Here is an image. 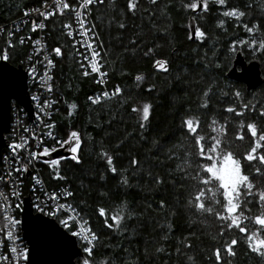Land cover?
<instances>
[{
	"label": "trees",
	"instance_id": "16d2710c",
	"mask_svg": "<svg viewBox=\"0 0 264 264\" xmlns=\"http://www.w3.org/2000/svg\"><path fill=\"white\" fill-rule=\"evenodd\" d=\"M41 1L0 0V25ZM67 1L69 7L48 20L45 34L49 46L60 49L54 72L59 99L55 129L62 146L68 150L74 146L75 140L67 143L72 133L78 134L80 146L76 153L69 150L42 163L49 186H71L70 201L97 235L94 250L78 257V263L264 264V256L252 250L248 239L258 229L257 239L264 238V228L253 219L264 213V206L240 189L239 211L249 217L241 226L247 231L228 228L230 220L218 218L229 216L223 190L202 183L209 177L203 168L211 161L200 156L197 145V136H203L207 149L219 134L214 128L222 125L223 136L227 134L222 143L233 145L244 161L243 172L264 181V164L244 159L252 139L237 132L241 120L264 129V82L248 89L227 75L238 50L247 59H260L264 75V49L259 48L264 41V0L223 4L208 0L207 10L198 11L189 6L196 0H136L135 9L129 8V0L88 6L104 67L111 81L121 85L116 97L100 103L90 101L99 86L82 70L65 31V23L73 18L72 7L81 0ZM234 9L245 15L239 19L224 15ZM191 16L203 38L192 39ZM245 24L257 28L249 33ZM18 35L7 28L0 36V51L9 42L8 60L15 65L22 64L29 50ZM157 61H166L167 71ZM146 104L151 106L149 118L142 121ZM230 108L235 111H227ZM189 119L199 121L195 135L185 126ZM240 135L243 139L237 138ZM260 153L264 148L258 149ZM201 190L211 212L196 206ZM29 193L27 182L23 194ZM117 214L122 219L115 225L111 217ZM232 240L237 241L235 255L226 251Z\"/></svg>",
	"mask_w": 264,
	"mask_h": 264
},
{
	"label": "built area",
	"instance_id": "2783aa9c",
	"mask_svg": "<svg viewBox=\"0 0 264 264\" xmlns=\"http://www.w3.org/2000/svg\"><path fill=\"white\" fill-rule=\"evenodd\" d=\"M103 1L94 0L93 3L87 4L86 0H81L72 7V20L65 23V31L72 40L82 70L85 74L92 75L99 86L97 91L89 96L93 103L112 99L121 92L120 83L112 82L104 67L95 32L87 17L86 8ZM64 4L67 7H63ZM68 7L67 0H43L26 9L18 18L0 25V36L7 28L8 31L12 29L18 32L19 42L29 44V50L23 58L22 65L28 73V89L33 106V115L30 117L25 106L15 99L11 103L10 130L6 133L8 142L3 147L0 157V229H3L0 231V264L27 263L29 249L21 229L23 189L27 182L36 212L56 218L71 233L80 232L82 229H90L91 233H94L87 220L70 201L71 186L69 184L55 187L48 185L41 158L45 148L51 152L62 146V140L55 129L54 118L55 109L59 103L54 84V72L60 53L57 54L55 48L49 46L45 29L48 20L56 11H63ZM8 38L9 36L6 39ZM8 45L9 42L0 51V62L5 54L7 59L9 58ZM94 52L98 55L93 56ZM92 63L96 64L98 71H92ZM117 89L120 90L119 93L113 95ZM97 98L99 102H94ZM16 144L22 147L14 153L12 145ZM33 153L37 154L36 159L32 158ZM17 168L27 170L17 172ZM53 195L57 198L53 199ZM5 216L15 218L19 223L11 228ZM65 220H68L67 225L63 223ZM8 230H12V239L6 236ZM75 236L84 254L88 253L85 250L90 247L87 241L81 236ZM95 236L97 237L96 234ZM96 241L97 239L92 242V251ZM13 248L16 251H12Z\"/></svg>",
	"mask_w": 264,
	"mask_h": 264
},
{
	"label": "water",
	"instance_id": "95a60500",
	"mask_svg": "<svg viewBox=\"0 0 264 264\" xmlns=\"http://www.w3.org/2000/svg\"><path fill=\"white\" fill-rule=\"evenodd\" d=\"M200 9L202 5L195 11ZM189 24L194 39L197 27L193 16L190 17ZM227 75L244 82L248 89L256 88L264 82L261 60L256 57L247 59L242 50L236 52ZM13 99L25 106L32 117L33 106L28 89L27 70L22 64L15 65L8 59H3L0 62V157L8 142L6 133L10 130ZM68 153L65 144L49 154L41 155V158L53 160ZM21 229L29 249L26 264H78V257L84 256L75 235L64 228L56 218L34 210L31 194H26L23 198Z\"/></svg>",
	"mask_w": 264,
	"mask_h": 264
},
{
	"label": "snow or ice",
	"instance_id": "6c2138e0",
	"mask_svg": "<svg viewBox=\"0 0 264 264\" xmlns=\"http://www.w3.org/2000/svg\"><path fill=\"white\" fill-rule=\"evenodd\" d=\"M93 2H94V0H86L87 4H91ZM152 2L155 3V0H152ZM217 2L220 4H223L224 0H217ZM207 4H208V0H197V2L191 3L189 6L193 10H196L198 7H200L202 5V9L207 10ZM63 7H67V5L64 4ZM135 7H136V0H129V8L135 9ZM78 15H79V13H78ZM224 15L239 19L240 17L244 16L245 13L242 11H238V10L234 9L231 11L224 12ZM221 23H223V22H221ZM122 26L123 25H121V27ZM244 27L249 33L254 32L257 28V26H255V25H253L252 27H249L246 24L244 25ZM204 35L205 34L202 31H200L199 29L196 30V36L198 38H203ZM241 43H247V41H242ZM252 47H254V48L257 47L255 40L252 41ZM259 48L264 49V41H261L259 43ZM55 51L57 52V54H59L60 49L57 48V49H55ZM92 55L96 56V55H98V53L94 52ZM3 58L7 59V55L5 54V56ZM166 63H167L166 61H157V66L160 69L167 71ZM91 67H92V71H98L95 63H92ZM137 79L139 80V79H141V77H137ZM119 91L120 90L117 89L116 93H113V95L118 94ZM105 95H107V93H105ZM236 95L238 96L239 93H237ZM94 102H99V98H97V100ZM150 107L151 106L147 105V104L143 106L142 121L148 120ZM244 107L247 108L248 105H245ZM133 111H136V109H133ZM227 111H235V109L230 108V109H227ZM237 114L240 115L242 113H237ZM261 115H264V112H262ZM194 124H195V126H194ZM143 126H144L143 123H141V127H143ZM185 126L191 134L195 135L196 131H197V127L199 126V121L194 122L192 119L186 120ZM247 127H248V130H249L251 137L253 138V146L251 147L249 152L244 156V159L247 161L258 160L259 163L264 164V153H260L259 155H257L258 149L264 148V143H262V142H264V129L259 130V135H258V129L254 123L249 124ZM216 131L220 132V131H222V129H216ZM49 135H51V134H49ZM257 135H258V138H257ZM237 138L243 139V135H240ZM204 139L205 138L203 136H197V145L199 147V154L201 157H203L205 159L212 160V159L216 158V155L219 154L218 150L223 151L221 149V140L218 137H212V140L214 141V143L212 145H210L207 149H205V146L202 143L204 141ZM72 140H75L76 142H75L74 146H72L69 150L72 153H76L79 146H80L79 145V136L77 133H72L70 140L67 143H71ZM21 147H22V145H19V144L12 145V150L15 153V151ZM53 150H55V149H53ZM41 154L42 155L49 154V150L47 148H45L43 153H41ZM32 158L36 159L37 154L33 153ZM71 158L77 159L76 156H72ZM223 162H224V167H222V168H217L215 164H212L210 166H204L203 171H205L206 173H208L210 175L207 179L202 180V183L207 185V184L211 183L213 178L220 182L219 188L223 189V192L221 193V195L225 198V201H226L225 211L228 212L230 215L228 217L219 216L218 218L230 220V223H228V225H227L228 228L237 227L239 229V231L246 232L247 231L246 227H242L241 224L243 223V221L248 220L249 217L245 216L243 211H239L238 215L235 213H237V211L240 209V206H241V200H240V197H241L240 189H241V187H243L247 190V192H246L247 195H251L254 185L250 182L249 177L242 173L240 160L237 158H234L233 154L231 152L223 153ZM54 163L58 164L59 161L57 160ZM108 163L109 164L112 163L110 157L108 158ZM133 163L135 164L136 161H133ZM26 170H27L26 168H17L16 169L17 172L26 171ZM112 170L115 171L114 168ZM256 171L259 172L260 169L257 168ZM9 175H11V174H9ZM208 191H211V189H209ZM69 195H70V193H69ZM204 196H205L204 190H201L198 194H196V196H195L196 206L200 210L211 212L212 211L211 208H205V204H204L203 199H202ZM52 198L56 199L57 197L55 195H53ZM260 200L264 201V192L260 193ZM100 214L106 215V213L104 212L103 209L100 210ZM111 219L115 222V225H118L119 221H120V219H122V217H120L117 214V215L112 216ZM253 219L257 225L261 226V228H264V213H262V215L260 217H255ZM5 220L9 222V224L11 225V228H14L15 225L17 223H19L18 221L15 220V218L8 217V216H5ZM63 223L65 225H67L68 220L63 221ZM108 226L113 227L114 225H108ZM0 231H3V229H0ZM259 231H260V229H258L256 232L249 235L248 239L250 241V246L252 247V250L256 251L258 254L264 256V251H261V249L264 248V238L257 239V237L259 236ZM72 234L77 235V236H81V238L83 240L87 241V243L90 245V247L86 248L85 250L90 254L92 251V247H91L92 242L97 239L95 234L91 233L90 229H82L80 232H74ZM6 236L8 239H12L13 238L12 230H8L6 232ZM236 243H237L236 240H232L230 242V244L227 246L226 251L229 255H235L232 248ZM12 251H16V249L13 248ZM215 255H216L217 260L219 261L221 259L219 249H217ZM24 256L26 259L27 258L26 253L24 254ZM85 264H87V261L85 262Z\"/></svg>",
	"mask_w": 264,
	"mask_h": 264
},
{
	"label": "rangeland",
	"instance_id": "374dc122",
	"mask_svg": "<svg viewBox=\"0 0 264 264\" xmlns=\"http://www.w3.org/2000/svg\"><path fill=\"white\" fill-rule=\"evenodd\" d=\"M195 2H197V0L195 1ZM239 123L241 124V126L239 127V129L237 130V132H238V134H241V132H243L244 133V138L245 139H247V138H249V139H252V141H253V138L251 137V135H250V133H249V130H248V125L249 124H252V123H254L256 126H257V129H258V135H259V130H261V128H259V126H258V124L256 123V122H253V121H245V120H241V121H239ZM243 126V127H242ZM216 129H222V131H220L219 132V134L216 136V137H218L220 140H221V149L223 150V151H220V150H218V155H216V158H214V159H212V160H210L211 161V163L209 164V166L210 165H212V164H215L216 165V167L217 168H222V167H224V162H223V153H225V152H231L232 154H233V157L234 158H237V159H239L240 160V163H241V170H242V173L244 174V175H247V174H245L244 172H243V167H244V165H243V160H242V158H240V156L237 154V152H236V150L235 149H233L232 148V144L230 143H228V144H223L222 142H224L223 141V139H225V137H226V135L227 134H225L224 136H223V134H224V128L222 127V125L221 126H216L215 128H214V130H216ZM258 135H257V138H258ZM234 137H235V135H234ZM231 142H233V141H231ZM262 143H264V142H262ZM236 144V143H235ZM70 148V147H69ZM210 175V174H209ZM248 176V175H247ZM249 177V180H250V182L254 185V187H253V189H252V194L251 195H249L250 197H252V198H254V199H256L260 204H262L263 206H264V201H261L260 200V193H262V192H264V181L262 180V179H255V178H251L250 176H248ZM219 181H217V180H215L214 178L212 179V181H211V186H212V189H220L219 188ZM241 189L244 191V193L246 194V192H247V190L245 189V188H243V187H241ZM220 190H223V189H220ZM226 212V211H225ZM239 212V210L237 211V213ZM228 213V212H227ZM236 214V213H235ZM228 215H230L229 213H228Z\"/></svg>",
	"mask_w": 264,
	"mask_h": 264
},
{
	"label": "flooded vegetation",
	"instance_id": "af4514ba",
	"mask_svg": "<svg viewBox=\"0 0 264 264\" xmlns=\"http://www.w3.org/2000/svg\"><path fill=\"white\" fill-rule=\"evenodd\" d=\"M12 103V102H11Z\"/></svg>",
	"mask_w": 264,
	"mask_h": 264
}]
</instances>
